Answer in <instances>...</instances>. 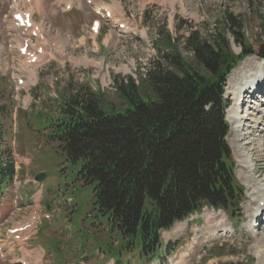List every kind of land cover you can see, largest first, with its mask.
I'll return each instance as SVG.
<instances>
[{"label": "rangeland", "instance_id": "374dc122", "mask_svg": "<svg viewBox=\"0 0 264 264\" xmlns=\"http://www.w3.org/2000/svg\"><path fill=\"white\" fill-rule=\"evenodd\" d=\"M16 1L18 4L15 0H0V124L4 131L0 151L12 150L16 171L12 184L0 188V253L7 254L4 260L0 256V264H114V253L122 246L119 233L112 231L106 218L97 217L93 211V185L85 186L77 178L79 166L67 164L58 143L50 139L51 125L60 117L64 102L78 88L86 87L101 95L100 104L105 110H123L118 86L125 78L144 80L154 64L167 66L165 57L175 51L195 65L186 46L187 38L199 32L202 38L211 39L212 31L222 29L227 13L243 21L244 42L257 51L264 43V0H72V5L65 0H42L38 6L35 0L31 4L30 0ZM20 10L33 11L37 25L32 22L31 28L19 26L12 16ZM108 10L111 19L104 15ZM96 20L101 24L99 33L93 30ZM124 21L129 31L119 28ZM230 38L239 54L241 47L234 43L233 36ZM18 44L27 46L31 54L21 56ZM47 50L48 55L56 51L55 59L46 58ZM34 52L43 58L28 65ZM254 59L257 57H247L233 70L227 89L233 92V88H241L247 82L244 75L248 69L259 76L261 72L252 64ZM261 71L264 74V68ZM257 80L252 83H264ZM247 91L249 99L242 102L241 108L237 106L240 116L250 118H244L245 129L254 126V133L240 151L248 156L253 166L248 171L264 194V122L257 120L264 119V101L259 100V92ZM234 106L230 100V107ZM237 140L231 126L237 181L248 186L244 181L247 177L238 173ZM39 173L46 175L41 200L35 195L33 183L24 185ZM259 194L246 189L245 202L233 213L205 207L163 232V254L156 264H264V203L256 211L258 204L254 201ZM45 202L50 204L51 218L44 220ZM39 210L42 224L23 234L28 238L26 245L18 244L10 230L16 224L25 225L27 217ZM206 213L217 216L226 231L212 236ZM117 241L121 243L118 246ZM119 260L117 264H145L128 252Z\"/></svg>", "mask_w": 264, "mask_h": 264}, {"label": "trees", "instance_id": "16d2710c", "mask_svg": "<svg viewBox=\"0 0 264 264\" xmlns=\"http://www.w3.org/2000/svg\"><path fill=\"white\" fill-rule=\"evenodd\" d=\"M243 30V21L227 13L211 39L199 32L187 38L195 65L175 51L165 57L167 66L149 68L140 85L124 79L121 111L105 110L100 94L78 88L51 125L67 161L93 185L96 208L119 233L122 248L142 260L158 256L162 231L205 204L233 210L241 200L226 141L224 91L242 56L264 59V43L255 53ZM230 36L242 56L234 54ZM1 130L0 124V144ZM1 150L0 188L15 176L12 150Z\"/></svg>", "mask_w": 264, "mask_h": 264}, {"label": "bare ground", "instance_id": "6f19581e", "mask_svg": "<svg viewBox=\"0 0 264 264\" xmlns=\"http://www.w3.org/2000/svg\"><path fill=\"white\" fill-rule=\"evenodd\" d=\"M65 1L70 3V4L72 3V0H65ZM15 2H17V1L15 0ZM31 3H32V1H31ZM42 3H43L42 0H38V3L35 0V6L36 5L38 6V5L42 4ZM14 8H18L16 4H15ZM57 40H58L57 43L61 44L60 40L59 39H57ZM61 46H62V44H61ZM19 48H21V50H22L24 47L19 45ZM57 48L60 49L61 47H57ZM38 50H39L38 52L41 53L40 50H42V49H38ZM31 52H32V50H29V48H28L27 49V53L25 55H27V54L29 55V54H31ZM38 52H34L30 56V60L26 62L28 65H32L33 64V59H34L33 56H36V63H38L37 59L42 60L43 56L42 55H38ZM254 61L255 62H253L252 64L255 67V69L257 71L259 70L260 72H262L261 70H263V68H264V61H261V60H258V59H254ZM25 66L28 67L27 65H25ZM27 70H28V68H27ZM249 70L250 69H248L247 72H246V75H244V77L247 79L246 80L247 82L243 86H241V88L237 89L235 87L236 90H235V88H233V92L235 91V93L230 91L229 90L230 87H228L227 91H230L232 93L233 99L237 100L239 98V92L242 91L243 88L249 87V85L252 84L253 80H256L257 78H258V80H264L263 77L259 78V77H257V75H253V73H251L252 70L251 71H249ZM33 75H34V78H37L36 77L37 76L36 73L33 74ZM251 106H252V104L249 106V108ZM240 115H241L240 111L238 110V106L236 104L234 107H232L230 110H228L227 118H228L229 123L232 126V131L234 133H237V138H238L237 141L238 142L236 141L235 146L238 144V147H239V156H238L239 171H238V173L241 174V175H245L247 177L246 180H244V181L247 182L248 186L247 185L246 186H247L248 189L250 188L252 193H254V194H259L260 193L259 194L260 196L258 197V199L257 200L254 199V201H256V203L258 204V206H257L258 208L256 209V211H257V210H259V209H261L263 207L262 203H264V194L262 193V191H261V189L259 187V183H258L257 179H254V177L248 171V169L251 170V167L253 168L252 164L250 163V160L248 159V156H246V154L243 151L242 152L240 151V150H244L243 149V147H244L243 142L249 140V138L252 137V135L254 133V130H253L254 126L249 125V128L245 129L246 125L244 124V118L247 117L248 120H250V118L248 116L245 117V116H240ZM263 118H264V116H263ZM257 120L261 124H263V122H264V119L258 118ZM257 120H254L252 123L256 122ZM245 131H250V132L246 133ZM256 191H258V192H256ZM205 219H206L207 226L209 227L208 232L212 236L218 235L219 232H225L226 231V228L223 225H221L222 223L220 224V222L217 220V216H215L214 214L206 213L205 214ZM218 227L220 228L219 231H217ZM22 243H24V241H22ZM33 262H35V260Z\"/></svg>", "mask_w": 264, "mask_h": 264}, {"label": "water", "instance_id": "95a60500", "mask_svg": "<svg viewBox=\"0 0 264 264\" xmlns=\"http://www.w3.org/2000/svg\"><path fill=\"white\" fill-rule=\"evenodd\" d=\"M44 179H45V175H38L36 178V180L40 182L43 181Z\"/></svg>", "mask_w": 264, "mask_h": 264}]
</instances>
